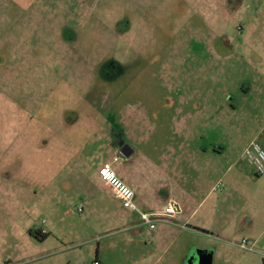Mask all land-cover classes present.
<instances>
[{"label": "rangeland", "instance_id": "1", "mask_svg": "<svg viewBox=\"0 0 264 264\" xmlns=\"http://www.w3.org/2000/svg\"><path fill=\"white\" fill-rule=\"evenodd\" d=\"M253 142L264 0H0V264H188L190 243L215 248L213 264H256L236 228L264 211V173L242 157ZM115 157L141 212L195 180L231 229L208 241L173 222V246L148 255L163 222L139 233L138 211L97 201Z\"/></svg>", "mask_w": 264, "mask_h": 264}, {"label": "crops", "instance_id": "2", "mask_svg": "<svg viewBox=\"0 0 264 264\" xmlns=\"http://www.w3.org/2000/svg\"><path fill=\"white\" fill-rule=\"evenodd\" d=\"M260 145L263 147L261 143ZM117 163L118 160L114 161L113 159L111 162H106L104 164H109L116 170L117 174L122 179V181H124L134 191V201L136 202V204L142 205L143 198L139 196L136 191L137 188L139 189L137 181H135V179L131 177L130 173L127 171V168ZM100 181L101 188L104 190V192L99 193L96 196L97 201L104 207H108L109 209H111L112 201L115 203L116 201L119 202L120 200L115 196L114 189L107 182L102 180ZM186 181L188 182L187 185L178 183V186L176 187L177 191L176 193H173L174 195L172 197V200L162 201L159 204L157 201L156 204L158 205L159 209L147 211L149 213H163L166 215L165 220L156 222L155 226L151 229L155 230L157 227V223L163 222V225H161L160 230L157 229L155 233H153V236L150 237L151 239H141V243H144L145 245L150 244L151 248H153V250L150 251V254H148L150 256L156 255L157 252L159 253V248H163L160 252L164 254L168 246H173L172 244L175 243V240L173 241L165 239L166 236L168 237V231L174 232V229H172L169 225L173 222L174 225H177L179 223L181 227H183V225L184 227L188 226V230L192 231V233H194L196 236L201 235L199 237L205 238L208 241H212L213 238H210V235L208 233L203 234L201 232L205 230H222L223 232H228L229 229H231L230 227H228L229 222L231 221L228 209H224V214L223 212L220 213L221 222H223V224H217L216 222H214L213 218L215 215L213 212L214 206L210 207V205L209 209L207 210L205 208V205L208 202L211 193L206 191L202 192L198 200V189L196 181ZM262 181L264 182V175L262 177ZM216 186L213 188V190H221V185L219 188H216ZM169 208H172V212L168 211ZM232 221L233 222L231 226L233 229L234 220ZM244 221L246 224H244L243 226L236 227L239 229V231L242 230L243 232H246L245 235L242 236V238L240 239H246L248 245L251 246L252 249H247V251H252L254 262H256V264H264V211H257V213H254L251 217L247 216ZM189 224H194V226L189 227ZM144 225L145 224L141 223V221H138L137 223L132 225L131 230H137L139 233H142V231H144V227H147V225ZM157 228H159V226ZM192 233H189V235H193ZM171 241L173 242L171 243ZM189 246H193L192 248L185 246L187 247V250L191 252L188 256L189 260L195 261L198 257H201L204 254H210L213 261V254L216 252L215 248H213L212 250V248H207L206 245H204L203 247V245H198L195 243H190ZM157 263H162L161 255H157L156 264Z\"/></svg>", "mask_w": 264, "mask_h": 264}, {"label": "built area", "instance_id": "3", "mask_svg": "<svg viewBox=\"0 0 264 264\" xmlns=\"http://www.w3.org/2000/svg\"><path fill=\"white\" fill-rule=\"evenodd\" d=\"M242 157L247 158L253 165L254 170L257 174L264 173V148L258 142H253L249 147L244 150ZM118 158H114L117 161ZM97 174L100 180L107 182L115 192V196L120 200L122 206L132 211H138L141 223L147 225L149 228H153L156 222L165 220V214L163 213H149L141 212L137 204L134 201V191L129 187L117 174L116 170L109 164L101 165ZM217 185L216 188H219ZM83 206L80 204L77 207L78 212H82ZM172 212V208L168 209ZM237 245L242 249L251 250V246L248 245L246 239H241L237 242Z\"/></svg>", "mask_w": 264, "mask_h": 264}, {"label": "water", "instance_id": "4", "mask_svg": "<svg viewBox=\"0 0 264 264\" xmlns=\"http://www.w3.org/2000/svg\"><path fill=\"white\" fill-rule=\"evenodd\" d=\"M121 153L124 156H128L131 153V150L125 146L121 149ZM192 264H212V257L210 254H204L193 261Z\"/></svg>", "mask_w": 264, "mask_h": 264}, {"label": "flooded vegetation", "instance_id": "5", "mask_svg": "<svg viewBox=\"0 0 264 264\" xmlns=\"http://www.w3.org/2000/svg\"><path fill=\"white\" fill-rule=\"evenodd\" d=\"M106 66H107V68H110V69H113V70H117V68H118V65L114 62V61H108V62H106V64H105ZM38 228H36L35 230H33V229H30L29 230V232L31 233V234H34V235H36L37 233H38V230H37ZM41 233V232H40ZM194 260H188V264H192V262H193Z\"/></svg>", "mask_w": 264, "mask_h": 264}, {"label": "trees", "instance_id": "6", "mask_svg": "<svg viewBox=\"0 0 264 264\" xmlns=\"http://www.w3.org/2000/svg\"><path fill=\"white\" fill-rule=\"evenodd\" d=\"M31 231V230H30ZM39 234H40V237H45L46 236V234H47V232H45V233H40V232H38Z\"/></svg>", "mask_w": 264, "mask_h": 264}]
</instances>
